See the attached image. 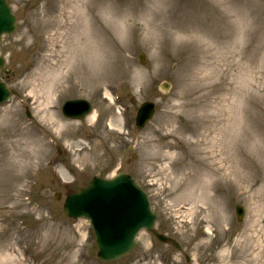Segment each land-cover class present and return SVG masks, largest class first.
<instances>
[{"label": "rangeland", "instance_id": "1", "mask_svg": "<svg viewBox=\"0 0 264 264\" xmlns=\"http://www.w3.org/2000/svg\"><path fill=\"white\" fill-rule=\"evenodd\" d=\"M8 1L18 28L0 47L13 91L0 106V264H264V0H128L116 7L127 39L92 50L67 16L78 0ZM81 97L92 114L68 120L62 105ZM145 101L157 110L138 131ZM209 169L224 178L208 173L200 197ZM119 172L149 193L169 241L144 231L105 263L90 223L63 204Z\"/></svg>", "mask_w": 264, "mask_h": 264}, {"label": "water", "instance_id": "2", "mask_svg": "<svg viewBox=\"0 0 264 264\" xmlns=\"http://www.w3.org/2000/svg\"><path fill=\"white\" fill-rule=\"evenodd\" d=\"M7 6H0V24L11 28ZM0 57V67L4 66ZM10 91L0 82V102L8 99ZM82 108L81 103H75ZM66 212L73 217L88 216L98 234L100 256L104 260L116 259L127 253L139 229L150 227L154 222L144 194L125 175L112 181L94 179L86 189L68 197Z\"/></svg>", "mask_w": 264, "mask_h": 264}, {"label": "bare ground", "instance_id": "3", "mask_svg": "<svg viewBox=\"0 0 264 264\" xmlns=\"http://www.w3.org/2000/svg\"><path fill=\"white\" fill-rule=\"evenodd\" d=\"M83 0H78L75 3V7L71 8L68 10L67 12V16L73 19H71L73 22V29L74 26H76V28L79 29H86L85 33H81V37L78 40L79 44H81L82 42H84L85 46L87 44H89V46H91V50L93 48H95V46H93V43H97L98 39L100 38V41L103 40V36H107L110 42H120L121 40H126L127 39V31L129 29V26L124 25V24H118L117 22V17H118V13L116 10V7L118 6V8L120 7V4H127L129 1L128 0H105L104 5V12L102 14H97L96 12H94L95 9V1L96 0H88V8L85 11V9L83 10L81 7ZM134 4H136L135 2H133ZM252 2H249L248 4V8L251 10L253 7ZM152 11L151 12V16L153 18V22H155V10L152 8H149ZM121 23V22H120ZM157 24V23H155ZM158 26H160L159 24H157ZM72 29V30H73ZM98 38V39H97ZM74 52L79 54L80 51L76 50L75 48H73ZM86 54V53H85ZM94 116V115H93ZM92 119H94V117H91ZM212 124V126H214V121L210 122ZM198 124L202 125V122H198ZM189 124L186 123V126H188ZM174 140L177 142V144H179V146H181L182 141L181 139L179 140L177 137L173 136ZM184 145V144H183ZM178 145L175 144H169L168 145V149L171 152V150H177ZM198 154H200L199 152H197ZM168 157H170V155H168ZM200 161V160H199ZM208 173L211 174V176H216L215 174L219 175L218 176V180L223 179L224 176H220L219 174V170L218 169H209L207 172V176L204 177V179L202 178V181L200 183V187H198V191L199 194L196 193V195H200V197H205V193H208V189L210 188V183H208V181L210 180L209 178L211 176L208 175ZM196 175V174H194ZM193 176V175H192ZM208 180V181H207ZM214 184V183H213ZM204 193V194H203Z\"/></svg>", "mask_w": 264, "mask_h": 264}]
</instances>
